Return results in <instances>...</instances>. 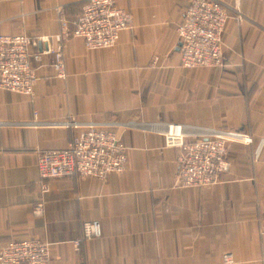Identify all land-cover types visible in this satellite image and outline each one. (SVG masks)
<instances>
[{
    "label": "crops",
    "instance_id": "crops-1",
    "mask_svg": "<svg viewBox=\"0 0 264 264\" xmlns=\"http://www.w3.org/2000/svg\"><path fill=\"white\" fill-rule=\"evenodd\" d=\"M87 1L0 0V34L52 37L53 7L64 5L73 23ZM225 1L222 66H181L175 28L187 0H118L134 22L118 44L87 49L73 37L64 46L65 79L54 76L49 56H32V95L0 89V249L41 239L51 264H224V253L232 264H264V0ZM67 111L81 126L117 132L127 169L105 179H53L35 215L37 153L71 143L76 130L60 124ZM163 123L184 125L189 140L229 128L254 141L228 146L220 183L176 187L178 150L165 144ZM93 220L101 237L76 250L72 241Z\"/></svg>",
    "mask_w": 264,
    "mask_h": 264
},
{
    "label": "built area",
    "instance_id": "built-area-1",
    "mask_svg": "<svg viewBox=\"0 0 264 264\" xmlns=\"http://www.w3.org/2000/svg\"><path fill=\"white\" fill-rule=\"evenodd\" d=\"M230 9L225 0H187L183 20L175 28L182 67L224 64L222 33ZM53 10L58 31L52 37L0 34V89L31 96L38 80L32 56L37 62L49 56L54 76L65 79L64 46L71 38L82 39L87 49L108 48L118 44L120 33L131 30L134 24L132 12L121 7L118 0H88L73 23L69 22L64 5L57 4ZM34 47L38 51L33 55ZM157 63L158 57L153 56L150 65L155 67ZM33 116L30 124L36 127L41 123L37 111ZM69 116L67 111L68 118L60 124L76 130L71 143L62 149L37 153L35 215L43 213L44 196L50 190L51 180L74 175L105 179L111 173H123L127 169V146L117 132L95 123L81 126ZM160 129L165 144L178 150L175 186L182 188H204L220 183L230 165L228 146L250 145L254 141L241 129L212 128L206 137L193 140L185 139L182 124L163 123ZM101 235L98 220L84 221L82 233L72 245L79 250L84 240ZM222 262L234 263L231 253H224ZM0 264H51L49 243L41 239L12 240L0 249Z\"/></svg>",
    "mask_w": 264,
    "mask_h": 264
}]
</instances>
